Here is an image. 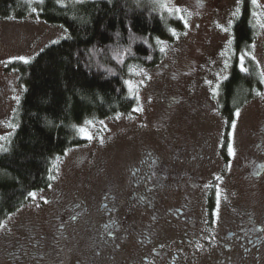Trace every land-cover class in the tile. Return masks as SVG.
<instances>
[{
  "label": "rangeland",
  "instance_id": "1",
  "mask_svg": "<svg viewBox=\"0 0 264 264\" xmlns=\"http://www.w3.org/2000/svg\"><path fill=\"white\" fill-rule=\"evenodd\" d=\"M26 1L34 7L33 15L23 20L0 16V155L7 150V142L17 129L16 109L26 90L22 76L17 71H8V66L13 62L25 63L19 57L29 62L67 37L63 27L41 19L39 9L47 0ZM54 1L70 5L97 0ZM137 1L165 20H177L181 28L174 27L170 31L171 40L158 44L159 50L163 49L159 64L129 66L127 87L135 100L132 109L116 117L90 119L78 126L83 144L57 159L47 188L34 193L35 197L31 196L1 224L0 264H35L55 254L56 244L50 237L56 233L61 218L71 217L77 208L92 212L99 209L106 193L121 200L130 199L134 193L133 172L139 174L152 159L170 170L173 159L184 160L177 165L179 169L191 175L196 172L211 186L215 184V175L222 171L216 182L220 195L216 231L228 232L226 226H234L231 222L235 219L246 218L244 212L250 209L254 222H261L264 227V171L260 177L246 174L254 165L264 162L263 147H256L264 140V90L240 110L225 153L223 150L221 87L235 59L239 62L233 28L241 1L159 0L166 8L153 0ZM258 2L260 7L255 8L253 16L257 37L244 52L262 74L264 0ZM128 55L126 51H118L115 61L122 65ZM178 154L180 157L174 158ZM179 197L176 191L164 192L162 203L171 210L178 207ZM120 207L123 211V204ZM144 211L145 208L136 214L144 215ZM158 230L162 240L176 237L170 223L162 222ZM80 242L83 244L76 248L72 240L63 243L62 255L66 256L67 264H75L78 258L90 253L92 240L84 238ZM262 242L248 252L237 247L228 251L222 245L221 248L210 244L212 247L202 248L195 264H224L220 260L214 262L218 249L222 250V257L236 264H264V239ZM134 251V243L130 242L120 256H131Z\"/></svg>",
  "mask_w": 264,
  "mask_h": 264
},
{
  "label": "trees",
  "instance_id": "2",
  "mask_svg": "<svg viewBox=\"0 0 264 264\" xmlns=\"http://www.w3.org/2000/svg\"><path fill=\"white\" fill-rule=\"evenodd\" d=\"M240 1L233 28L239 55L255 42L258 32L251 0ZM34 12L26 0H0L4 19L23 20ZM39 13L47 24L63 27L67 37L29 62H13L7 68L22 76L26 90L16 109L17 129L0 155V226L26 204L30 193L47 188L57 159L83 144L78 126L132 109L135 100L127 87L129 66L159 64L158 44L171 40L174 27L181 28L177 20H165L137 0L70 5L47 0ZM118 51L129 53L122 65L115 61ZM235 60L221 87L224 153L236 112L264 90V77L252 59L245 58L247 72H241Z\"/></svg>",
  "mask_w": 264,
  "mask_h": 264
},
{
  "label": "flooded vegetation",
  "instance_id": "3",
  "mask_svg": "<svg viewBox=\"0 0 264 264\" xmlns=\"http://www.w3.org/2000/svg\"><path fill=\"white\" fill-rule=\"evenodd\" d=\"M261 142L263 144L256 147H263L264 153V140ZM176 157H180L179 154ZM183 161L173 159L170 170L165 164L158 165L159 160H149L139 174L133 172L131 188L134 193L130 199L121 200L106 193L99 209L92 212L77 208L71 217L61 218L56 233L50 237L56 244L55 254L34 263L67 264L66 256L62 255L63 243L72 240L76 248L83 244L80 241L84 238L92 240L90 253L78 258L75 264H195L199 262L195 258L199 257L202 248H210L214 244L221 248L224 246L228 251L237 247L247 252L261 245L264 227L261 222H254L251 209L244 212L246 218L235 219L231 222L234 226H226L228 232L216 231L220 199L216 182L222 171L215 175V184L211 186L196 172L191 175L179 169L177 165ZM263 171L264 162L254 165L246 174L248 177H260ZM168 191H176L180 196L178 207L171 210L162 203V194ZM195 195L201 196L200 201ZM120 204H123V211ZM144 208V215L136 214ZM162 222L172 224L176 237L162 240L158 230ZM233 227L235 229L230 231ZM130 242L134 243L135 251L131 256L121 257L124 246ZM217 256L214 262L227 263L221 249L217 250ZM227 264L236 263L230 259Z\"/></svg>",
  "mask_w": 264,
  "mask_h": 264
},
{
  "label": "snow or ice",
  "instance_id": "4",
  "mask_svg": "<svg viewBox=\"0 0 264 264\" xmlns=\"http://www.w3.org/2000/svg\"><path fill=\"white\" fill-rule=\"evenodd\" d=\"M153 3H154V4H158L159 7H161V8H166V7H167V5H166L165 3H160L159 0H153ZM251 5H252L254 8H258V7H260L258 0H251ZM176 11H180V9L177 8ZM237 11H239V9H237ZM252 15L255 16V15H256V12H253ZM253 47H254V45H253ZM161 51H163V49H161ZM248 55H249V54H248L247 52H242V53L240 54V56H239V67H240V71H241V72H247V71H248V69L245 67V58H246ZM252 58L255 59V57H252ZM19 59L24 60V62L27 63V60H25L24 57H19ZM228 66H229V65H228V63H227V61H226V62H225V68H227ZM261 75H262V77H264V73H262ZM226 78H227V77H225V79H226ZM261 82L264 83V79H262ZM235 115L238 117V116H239V111H237ZM232 126H233V128H235V123H233ZM81 131H83V129H81ZM90 138H91V137H89V139H90ZM229 152H230V153L232 152L231 147L229 148ZM30 195H32L33 197H35V194H34V193H30Z\"/></svg>",
  "mask_w": 264,
  "mask_h": 264
}]
</instances>
